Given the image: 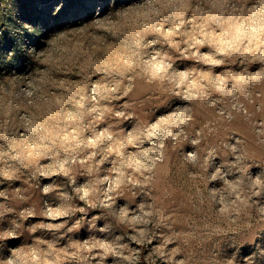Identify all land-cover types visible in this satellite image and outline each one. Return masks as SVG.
I'll return each instance as SVG.
<instances>
[{
    "label": "clouds",
    "instance_id": "clouds-1",
    "mask_svg": "<svg viewBox=\"0 0 264 264\" xmlns=\"http://www.w3.org/2000/svg\"><path fill=\"white\" fill-rule=\"evenodd\" d=\"M41 44L26 48L36 67L24 76L32 78L0 85V223L17 221L0 227V245L24 236L17 225L32 230L27 243L0 254L3 264H185L172 216L154 195L169 145L183 146L180 162L191 178L206 162L207 197L222 221L235 223L248 208L264 218V168L240 172L245 141L225 139V160L208 142L219 129L194 124L197 107L219 105L220 122L240 113L264 136L257 115L264 105L253 92L264 88V0H137L115 13L97 8L87 25L54 31ZM138 80L166 88L179 103L168 101L141 125L126 100ZM28 185L40 193L39 217ZM124 190L132 202L119 195ZM85 225L88 235L78 238Z\"/></svg>",
    "mask_w": 264,
    "mask_h": 264
},
{
    "label": "rangeland",
    "instance_id": "rangeland-1",
    "mask_svg": "<svg viewBox=\"0 0 264 264\" xmlns=\"http://www.w3.org/2000/svg\"><path fill=\"white\" fill-rule=\"evenodd\" d=\"M134 2L137 0H0V85L5 88L14 87L26 78H32L24 76L36 67L26 56L27 47H42L41 40L54 31H60L65 27L76 28L87 25L97 8L100 9L101 14L115 13L118 7ZM57 7H60L59 12H55ZM24 22L33 25L30 32L22 27ZM108 51L113 58L119 55L115 46ZM9 52L13 53L8 55ZM12 75H16L15 79ZM257 91L260 93L257 104L264 105V88L253 90L254 98ZM170 99L166 88L148 85L142 80L136 82L135 91L126 98L141 125L150 120L155 111L157 114L166 111L167 109L161 106ZM168 103L175 105L179 101L171 100ZM221 107L219 105L216 109L197 107L195 126L202 127L210 123L219 129V133L213 135L208 142L220 148L225 160L230 153L221 147L222 142L229 136L243 139L245 143L241 145V148L246 165L240 169V172L245 173L250 168L252 174L259 172L260 167L264 168V136L258 138L251 124L240 113H233L234 119L230 122H220L217 111ZM248 107L249 111H254L253 105ZM257 115L264 116V111ZM182 147L181 144H177L175 147L169 145L166 148L165 162L156 170L154 195L158 205L165 210L166 214L172 216L171 221L167 223L171 224L174 232H179V236L173 234L172 239L179 241L178 249L183 254L185 264H243L245 257H247L246 264H253V262L264 264V222H261L264 218L257 217L253 209L248 208L243 211L237 222L222 221L207 197L208 177L204 171L206 162L201 163L199 169L193 170L197 172V178H191L189 171L180 162ZM205 147L206 145L201 146L199 151L203 153ZM219 162L217 158L213 162V167ZM17 179L19 181L22 177ZM215 186H217L215 183L210 185V187ZM26 191L33 197L29 203L35 208L37 217L41 216L42 200L38 189L28 185ZM10 195L14 197L15 193ZM119 195L129 202L134 200V194L130 190H124ZM45 199L48 198L45 197ZM123 202V200L120 201V203ZM21 203L20 200L13 199L10 207L18 208ZM93 214L95 213L90 215ZM97 218L93 217V219ZM16 224L15 219L7 218L0 223V227H11ZM83 224L84 220L81 219L73 227L78 228ZM166 230L165 226L160 229V232L163 233ZM31 231L17 225V235L24 232V236L0 245V254L7 255L9 245L16 246L22 241L27 243ZM87 235L85 225L77 233V237L82 239ZM150 249L151 245L144 246V253L147 254L148 260L152 259ZM172 255H175V250ZM143 259L144 254H142ZM0 264H3L2 260ZM157 264H159L158 260Z\"/></svg>",
    "mask_w": 264,
    "mask_h": 264
}]
</instances>
